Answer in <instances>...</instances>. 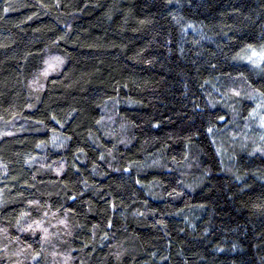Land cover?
Wrapping results in <instances>:
<instances>
[{"label":"trees","instance_id":"1","mask_svg":"<svg viewBox=\"0 0 264 264\" xmlns=\"http://www.w3.org/2000/svg\"><path fill=\"white\" fill-rule=\"evenodd\" d=\"M255 50L264 0H0V264H264Z\"/></svg>","mask_w":264,"mask_h":264},{"label":"rangeland","instance_id":"2","mask_svg":"<svg viewBox=\"0 0 264 264\" xmlns=\"http://www.w3.org/2000/svg\"><path fill=\"white\" fill-rule=\"evenodd\" d=\"M250 53V52H248ZM247 55V54H246ZM244 58L250 62L252 65H257L259 64L263 59H264V51H259V50H255L252 52V54L250 55H247L246 57L244 56ZM253 119L255 118V115L253 114ZM253 126L254 127H257L258 129H261V131L264 130V119L263 118H257L254 122H253ZM250 132V131H249ZM253 141V140H252ZM251 145H253V150H254V153L256 151H261V149L263 150L264 149V146L262 144H264V142H260L256 141V138H255V141H253L252 143H250ZM263 146V148L261 147Z\"/></svg>","mask_w":264,"mask_h":264}]
</instances>
